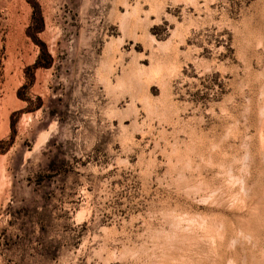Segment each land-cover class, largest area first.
<instances>
[{"label": "rangeland", "instance_id": "1", "mask_svg": "<svg viewBox=\"0 0 264 264\" xmlns=\"http://www.w3.org/2000/svg\"><path fill=\"white\" fill-rule=\"evenodd\" d=\"M263 90L264 0H0V264H264Z\"/></svg>", "mask_w": 264, "mask_h": 264}, {"label": "trees", "instance_id": "2", "mask_svg": "<svg viewBox=\"0 0 264 264\" xmlns=\"http://www.w3.org/2000/svg\"><path fill=\"white\" fill-rule=\"evenodd\" d=\"M39 21H40L41 23L43 22V20H42L41 17H40V20H39ZM39 45H40V47H41V54H40L39 58L37 59V61L35 62L33 69H38V68L41 67V66H42V67H46V68H48V67H50L51 64H52V58H51V56L48 54L45 45L42 44V43H39ZM42 59H45V61H46V63H45L44 65L41 64V60H42Z\"/></svg>", "mask_w": 264, "mask_h": 264}, {"label": "bare ground", "instance_id": "3", "mask_svg": "<svg viewBox=\"0 0 264 264\" xmlns=\"http://www.w3.org/2000/svg\"><path fill=\"white\" fill-rule=\"evenodd\" d=\"M263 40V39H262ZM262 47V46H261ZM262 85V84H261ZM261 89V88H260ZM264 91V90H263ZM262 93V92H261ZM14 97V96H13ZM12 98V97H11ZM10 99V98H9ZM257 101V100H256ZM6 121V120H5ZM3 123V122H2ZM262 125V127L264 128V121H263V123L261 124ZM8 129V128H7Z\"/></svg>", "mask_w": 264, "mask_h": 264}]
</instances>
